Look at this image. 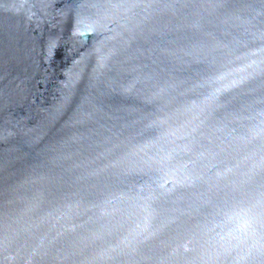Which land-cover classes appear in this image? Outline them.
Segmentation results:
<instances>
[{
  "label": "water",
  "instance_id": "water-1",
  "mask_svg": "<svg viewBox=\"0 0 264 264\" xmlns=\"http://www.w3.org/2000/svg\"><path fill=\"white\" fill-rule=\"evenodd\" d=\"M0 264H264V0H0Z\"/></svg>",
  "mask_w": 264,
  "mask_h": 264
}]
</instances>
